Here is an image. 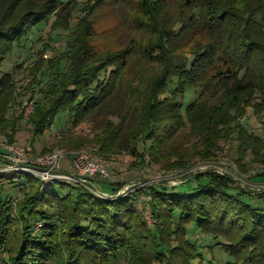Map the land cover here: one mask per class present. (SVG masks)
I'll return each mask as SVG.
<instances>
[{"label": "trees", "instance_id": "1", "mask_svg": "<svg viewBox=\"0 0 264 264\" xmlns=\"http://www.w3.org/2000/svg\"><path fill=\"white\" fill-rule=\"evenodd\" d=\"M73 1L0 0V137L11 143L18 127L8 115L18 95L13 75L1 67L37 25L54 17L58 29L68 30L63 14ZM167 1H142L157 37L143 56L158 71L131 88L134 105L126 102L115 110L121 103L114 99L118 76L129 65L127 50L96 60L72 33L62 57L47 62L54 77L30 122L37 136L62 112L80 126L109 108L96 138L73 147L92 145L107 159L125 153L145 159L139 145L151 141L147 156L168 157L169 168L185 172V181L142 189L154 220L149 226L134 203L136 191L115 197L120 191L111 186L95 193L62 181L44 183L21 170H38L35 166L0 173V264H111L120 257L128 264H264V192L240 187L230 175L189 172L198 160L217 164L233 142L242 170L249 154L264 167V140L243 123L249 109L264 119V0H185L193 12L175 28L156 16ZM190 93L198 98L191 101ZM113 101L118 104L108 106ZM186 133L190 147H171L166 155L168 144ZM0 163L2 170L14 167L7 158ZM259 177L264 179V172ZM191 228L210 239L211 252L222 246L228 260L201 253L189 238Z\"/></svg>", "mask_w": 264, "mask_h": 264}, {"label": "rangeland", "instance_id": "2", "mask_svg": "<svg viewBox=\"0 0 264 264\" xmlns=\"http://www.w3.org/2000/svg\"><path fill=\"white\" fill-rule=\"evenodd\" d=\"M41 1L32 0L33 5H39ZM142 1H73L70 10L66 15L63 14L65 19L64 27L68 28V30L58 29L57 25H54L55 18L52 17L47 23H41L34 27L28 36L22 40L21 44H15V49L6 58L1 71L2 73L13 75L15 95L18 96L8 118L17 119L18 129L13 143L5 136L0 137V158H7L10 163L17 164L16 166H35L38 168L37 171H39V169L45 168L44 161L46 159L50 160L61 153L63 158L54 165L55 170L61 173L76 174L75 153L86 152L100 156L95 153L96 149L92 145L85 148L73 147V145L83 140L96 138V135L102 131V122L104 124V121L108 119L107 114L106 119L103 120L105 113H109V108L94 120H88L80 124V126H74L70 117H68V113L62 112L51 128H47L42 134L37 136L34 134V127L30 122V118L34 114L36 103L52 84L54 77L52 74L54 72L51 71L52 69L49 70L47 68V62L49 59L58 60L62 57L72 33L78 36L79 47H82L83 44L87 45L90 48L91 55L96 57V60L127 50L128 56H126L129 65L124 67L118 76L119 89L114 96V99L118 97L121 103L120 106L114 109L120 112L126 102L134 105L133 96L135 95L130 96L131 88L143 85L146 79L158 71L157 65L152 63L151 59H146L143 56L144 47H147L152 41L155 42L157 37L154 36L152 29L147 25L150 16L146 14ZM58 11V14H60L62 9H58ZM192 12L193 9L187 6L185 0H168L161 4L156 16L160 23L165 24L169 28H175L179 25L176 24L177 21L188 17ZM86 19L88 23H85ZM62 71L66 74L69 72L67 63H64ZM116 72L117 70L113 69L112 74L115 76ZM130 97H132V101L129 100ZM189 97L191 101H194L198 98V94L190 93ZM117 104L118 102L113 101L108 106L115 107ZM22 113L23 117L19 119ZM109 118L117 123L119 122L116 116L110 115ZM243 123L252 133L264 140V119H260L249 109ZM187 135V133L179 134L175 141L168 144L166 155L171 147L178 148L179 145L190 147ZM150 144L151 141H148L145 145L144 143L139 145V151L146 155L145 159H138L127 153L108 159L100 156L109 162L112 181H96V187L98 190L100 188L104 190L107 186L119 189L120 192L115 197L136 191L137 196H135L136 200L134 203L145 215V221H147L148 225L152 226L154 220L150 223L151 216L147 207L149 197L142 189L147 186L175 187L182 183L185 172L170 169L168 157L166 156L160 160H153L150 156H147V148ZM5 145H10L22 151L25 155V161H18L5 148ZM236 147V142H233L231 147L225 146V151L220 154L219 160L216 161L217 165H221L234 176L236 175L235 179L240 187L253 188V186L262 184L264 179L259 177V175L264 172V167L254 163L252 161L253 156L249 154L247 159L242 161L248 167L242 170L235 161L238 158ZM178 150H181V153H185L183 149L179 148ZM175 159L173 158V160ZM195 163L194 167L189 171L190 173L194 174L204 168V163H201V161L198 160ZM50 166L52 167L53 165ZM9 168L2 170L3 166L0 163V173L20 172L17 171L18 169L11 170ZM70 185L75 186L74 184ZM107 192L109 193L110 191ZM254 203L262 204L260 200H255ZM189 238L191 242L197 244L196 247L207 258L214 256L217 260H228V257L221 249L222 246H220L221 248H215L214 252H211L210 248L207 247L208 243H211L210 239H207L201 233H197L194 228H191ZM111 264H128V260L120 257L115 262H111Z\"/></svg>", "mask_w": 264, "mask_h": 264}, {"label": "built area", "instance_id": "3", "mask_svg": "<svg viewBox=\"0 0 264 264\" xmlns=\"http://www.w3.org/2000/svg\"><path fill=\"white\" fill-rule=\"evenodd\" d=\"M5 148L8 149L20 162L25 161V155L22 151L18 150L15 147L13 148L10 145H5ZM63 158V154H57L55 157L49 159H46L44 161L45 168L37 170H32L30 168H21V170L27 171L37 177H39L44 183H50L53 181H62L69 184H74L75 186L87 189L89 191L97 192V184L96 181H103V182H110L112 181V174L109 166V162L105 160L104 158L96 155H91L86 152H78L75 153V165L77 169L76 174H69V173H61L59 171H56L54 168V165L58 163L59 160ZM17 164H14V167L11 170L18 169L20 166H16ZM50 165H53L52 167ZM22 167V166H21ZM215 171L222 175H230L234 179L236 178V175L234 176L232 173L227 171L224 167L217 164H204V168L196 171L195 173H201V172H207V171ZM194 173V174H195ZM183 181V180H182ZM256 192H264V182L260 185L253 186V188ZM151 219V217H150ZM150 223L152 222V219L149 220Z\"/></svg>", "mask_w": 264, "mask_h": 264}, {"label": "crops", "instance_id": "4", "mask_svg": "<svg viewBox=\"0 0 264 264\" xmlns=\"http://www.w3.org/2000/svg\"><path fill=\"white\" fill-rule=\"evenodd\" d=\"M104 190H106V188H104Z\"/></svg>", "mask_w": 264, "mask_h": 264}, {"label": "water", "instance_id": "5", "mask_svg": "<svg viewBox=\"0 0 264 264\" xmlns=\"http://www.w3.org/2000/svg\"><path fill=\"white\" fill-rule=\"evenodd\" d=\"M183 181H185V180H183ZM183 181H182V182H183Z\"/></svg>", "mask_w": 264, "mask_h": 264}]
</instances>
